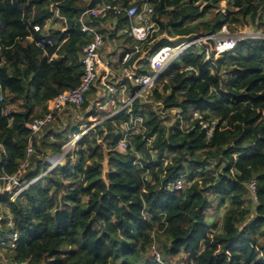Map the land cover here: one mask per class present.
Returning a JSON list of instances; mask_svg holds the SVG:
<instances>
[{"label":"trees","instance_id":"16d2710c","mask_svg":"<svg viewBox=\"0 0 264 264\" xmlns=\"http://www.w3.org/2000/svg\"><path fill=\"white\" fill-rule=\"evenodd\" d=\"M145 1L156 10L155 36L207 35L223 26L234 32L264 22V0H229L226 13L213 12L224 0L137 3ZM130 2L0 0V174L17 173L30 144L34 152L20 175L31 182L43 174L14 200L0 194L6 207L0 211V247H10L5 264H162L147 256L156 240L165 263L182 254V264H264V39L239 41L215 65L205 60L200 45L185 50L181 61L193 69L170 65L152 102L138 98L130 110L104 116L78 140L75 161L68 155L48 170L47 158L62 154L80 128L62 124L59 110L36 135L26 125L81 82V51L91 40L81 29V14L88 7L126 8ZM56 14L65 20L63 29L46 31ZM89 21L106 42L118 39L124 50L134 49L125 12L110 10L106 18ZM45 35L52 44L42 48L38 43ZM161 40L168 39L157 40L153 52ZM140 63V70L149 69ZM97 83L82 111L91 106L90 94H100ZM91 109L95 113V104ZM195 111L205 121H217L211 137L193 120ZM137 117L142 122H134ZM132 122L128 148L120 151L125 124ZM178 179L184 180L182 189L166 187ZM252 180L254 209L246 201ZM208 192L219 198L218 208L225 207L219 223L207 221ZM67 246L71 249L62 253Z\"/></svg>","mask_w":264,"mask_h":264},{"label":"built area","instance_id":"2783aa9c","mask_svg":"<svg viewBox=\"0 0 264 264\" xmlns=\"http://www.w3.org/2000/svg\"><path fill=\"white\" fill-rule=\"evenodd\" d=\"M227 1L224 0L222 3L215 5L216 11H221L222 13H226L230 8L227 6ZM110 10H115L117 13L125 12L131 21V27L129 30V36L132 37L136 44L133 50L125 51L122 55V66L124 69L120 74V80H116L117 82L113 86H109L104 84L107 87V92L109 91L112 95L118 89L126 88V81L130 82L132 86L136 87V90L132 95H130L127 99L123 101L122 106L119 109H116L112 112L110 117L118 112L129 109L133 105L134 101L138 98H143L144 94L146 96L151 97L152 91L157 86L158 79L161 74H163L170 65H175L177 67L182 68L183 70H191L193 67H185L184 63L181 61V54L195 46L200 45L205 49V60L213 63L215 65V60L218 57L227 51L233 50L236 44L244 39H252V40H261L264 39V32L259 31L254 32V34L250 35L247 33H240L238 35L231 36L230 30H228L227 26H223L218 32L209 33L207 35H202L200 33H194L191 35L185 36H170L166 33V38L175 43V46L170 44L162 45L154 52H145L143 51L144 44L150 43L152 40H155V37L162 35H156L160 31V27L158 22L155 20L156 10L153 4L145 1L142 4H138L137 0H131L128 7L123 8L121 6L113 7L109 4H105L97 7H88L80 16V23L82 31L88 33L91 36V40L89 43L83 46L81 51V61L84 67V74L81 78L80 84L68 91H64L57 95L52 101H50L48 105L49 112L42 118H35L31 122L27 123V128L31 131V136L38 134L41 132L45 126L53 120V112L58 110L66 105H72L76 108H80L85 101L87 93L91 89L92 86H95L97 82H100L102 79V70L107 69L109 67V62L105 61L104 57L100 54V49L104 44L103 35L97 30V27L91 23H89L91 17H100L106 18L109 14ZM35 31H41V27L39 25L34 26ZM151 39V40H150ZM0 40H1V22H0ZM150 40V42H149ZM39 46L45 48L47 44H52V40L47 38L46 35L39 41ZM142 52L141 55L131 64L130 62L133 60V57L136 53ZM140 61L146 62L149 66L147 70H140L142 68V64ZM119 78V77H118ZM117 79V78H116ZM119 86V87H118ZM112 96L111 98H113ZM2 99V98H1ZM114 99V98H113ZM112 99V102L114 103ZM116 108V107H115ZM99 110L104 109V105H101ZM92 112V110H91ZM96 112V110H95ZM198 119L199 124L206 129L207 136L211 137L216 125V120L205 121L202 119L201 114L198 111L194 112L193 120ZM99 122L98 120H94ZM142 122L140 117L135 118L134 122ZM132 122L131 125L125 124L126 133L120 139L118 143V149L120 151H126L129 143V135L130 131L135 127V123ZM96 128L95 125L91 123H87L82 125L80 131L78 133H73L70 135V140L68 142H74L75 147L71 152L67 150L66 145L68 142L64 143L63 153L58 155H50L47 158V163H50V169L56 167L59 164H63L61 158H66V156L70 155L74 157L78 140L90 130H94ZM3 148L2 143L0 142V149ZM66 149V150H65ZM34 152L33 147L29 146L27 150V159L22 163L21 169L14 174L6 175L0 174V192L3 194H10L11 199H15L25 188H27L31 183L35 182L28 181L26 178H23L20 175V171L25 169L29 164V156ZM75 157H77L75 155ZM75 161L76 158H73ZM66 160V159H65ZM48 169V170H50ZM42 177V176H40ZM39 178V177H38ZM39 180V179H37ZM166 187L171 190H179L184 187V180L178 179L175 181H168ZM255 181L252 180L249 183V188H251L255 192ZM256 197V195H255ZM17 239V233L13 234L10 245L13 247L15 245V241ZM154 248V246H152ZM157 256V262L163 264L160 253L158 251L155 252Z\"/></svg>","mask_w":264,"mask_h":264},{"label":"rangeland","instance_id":"374dc122","mask_svg":"<svg viewBox=\"0 0 264 264\" xmlns=\"http://www.w3.org/2000/svg\"><path fill=\"white\" fill-rule=\"evenodd\" d=\"M221 4H225V2L224 3H221ZM213 12H216V8H214L213 9ZM64 19H63V17L62 16H59V15H55L53 18H52V20H50L49 21V27H51L52 29H62L63 28V26H64ZM259 24V21L257 20L256 21V23L255 24H253V25H250V26H240V27H237V29H236V31H234V32H232V31H230V35L231 36H234V35H238V34H240L241 32L242 33H247V34H250V35H252V34H254V32H258V30L259 31H263L264 32V25H262V24H264V22L263 23H261V25L259 26V27H257V25ZM110 28V27H109ZM110 29H112V28H110ZM163 37H166V33H164V34H162V35H159V36H157V38L155 37V40L153 41H151L150 43H147L146 44V49H144V51L145 52H153L152 50H153V45H154V43L157 41V40H160L161 38H163ZM117 41H119L118 39H115L114 41H112L113 43H115V42H117ZM166 43H169L170 45H172V46H175V43H173V42H169L168 40H161V41H159L158 43H157V47L158 46H161V45H163V44H166ZM105 45H107V42L104 40V44L102 45V47H101V49H100V54L102 55V57H104V58H110V60L113 62V63H111V64H113V66L116 68V70L119 68V66H118V58H119V56H120V53H118V54H116V55H114V53H107L108 51H109V49L108 48H106L105 47ZM115 48L117 49V47L115 46ZM105 55V56H104ZM220 57V56H219ZM218 57V58H219ZM116 66H118V67H116ZM122 68H123V66H122ZM115 79V78H114ZM98 84V83H97ZM96 84V85H97ZM100 84V83H99ZM105 95V94H104ZM99 97V94L98 95H94V94H90L89 95V99H90V102L91 103H93V102H96L98 99H100V98H98ZM98 98V99H97ZM106 98V97H105ZM143 98H144V100H146L147 102H152L153 100H151L150 99V97L149 96H146L145 94H144V96H143ZM97 99V100H96ZM105 100V99H104ZM118 100H119V98H118ZM117 100V101H118ZM121 100V99H120ZM151 100V101H150ZM93 101V102H92ZM117 101L115 100V103H110L109 105H108V103L107 104H105L104 106V109H98L97 107H96V111H97V113L95 114H92L91 113V110H93V109H87V110H85V111H82V106L80 107V108H76L77 110H76V112L78 113H76L75 114V116L74 117H72V119L71 120H68L67 122H75V124H77V126L79 125L80 127L79 128H81L82 126V124L81 123H85L86 122V120H88L89 121V123H91V124H93V125H95V126H99V124L101 123V121L103 120L102 118L104 117V116H107V115H111V112H113L114 110H116V109H119L120 108V106H121V104L120 103H117ZM100 102L101 103H104L103 102V99H101L100 100ZM119 104V105H118ZM155 106V109H158V103H155V104H153V107ZM98 107H100V106H98ZM116 107V108H115ZM87 114V115H86ZM115 115V114H114ZM113 115V116H114ZM170 117V116H169ZM75 119V120H74ZM98 120L99 122H97V121H94V120ZM74 124V123H73ZM182 125H184V126H187V122H185V121H183L182 123H181ZM137 126H139V124H137ZM70 137V136H69ZM70 140V138H68L66 141H65V143L66 142H68ZM77 145V144H76ZM74 147H75V144H74V142H68L67 143V145H66V148H67V150H70L71 152L74 150ZM66 150V149H65ZM72 158V161L74 160L73 158H76L75 157V155H74V157H71ZM62 159V161H63V164H64V162L66 161L64 158H61ZM107 164V163H106ZM107 168V167H106ZM105 167H104V169H106ZM104 172H105V170H104ZM213 174H215V173H213ZM43 175V174H42ZM42 175H40V176H42ZM40 176H39V178H40ZM38 177H36L34 180L35 181H37V179H39ZM1 186V185H0ZM0 194H3L2 192H0ZM208 198H209V202H211V207L208 209V211H207V214H206V217H207V221H208V223L209 224H213V223H216V222H221V220H222V216H223V214H224V211H225V207H221V208H218V202H219V198L216 196V195H214V194H211L210 192H208ZM246 201H247V204L251 207V208H255V205H256V199H255V192L251 189V191L249 192V194L246 196ZM6 210V207H5V205L4 204H2V203H0V211L1 212H3V211H5ZM0 220H1V217H0ZM79 243H81L80 241H79ZM159 245H160V243L158 242V240H156L155 241V244L153 245L154 246V248H152L151 247V249H150V251L147 253V256L149 257V258H153L155 261H157V256H156V254H155V252L156 251H158L159 253H160V258H161V260H162V262H163V259H162V257H161V252H160V247H159ZM11 246V245H10ZM12 247V246H11ZM7 248V249H6ZM6 248H2V247H0V264H5L6 263V259H7V252L6 251H9L8 249H10V247H7L6 246ZM71 248L70 247H64V249L62 250V253H65V252H67V251H69ZM168 260H169V263H165V262H163V264H182V254H180V255H178L177 257H168L167 258Z\"/></svg>","mask_w":264,"mask_h":264},{"label":"crops","instance_id":"0c3cea01","mask_svg":"<svg viewBox=\"0 0 264 264\" xmlns=\"http://www.w3.org/2000/svg\"><path fill=\"white\" fill-rule=\"evenodd\" d=\"M49 25V24H48ZM46 26V31H48L51 27H49V26ZM63 29V28H62ZM111 30V29H110ZM115 46L117 47V49L115 48ZM105 47L106 48H108L109 49V51L107 52L108 54L110 53H114V55H116V54H118V53H120V56H119V58H118V66H119V68L116 70V68L113 66V64H111V63H113L111 60H110V58H104L105 59V61H107V62H109V67L107 68V69H103L102 71V79H101V81H100V85L102 86V87H100V86H98L97 88H100V94H99V97L98 98H100V99H96L97 101L96 102H93V103H91V106L89 107V109H91L92 108V105L93 104H95V110H96V107L97 108H99L98 106H101V105H105V104H107L108 103V105L110 104V103H113L112 102V99H113V101H114V103H115V100L117 101L118 100V98H119V100L117 101V103H120L121 104V106H122V104H123V101L125 100V99H127L130 95H132L133 93H134V91L136 90V87L135 86H132V84L130 83V82H128V81H126L125 83H126V88L123 90V89H118V90H116V92L112 95L109 91L107 92L106 90H107V87H105L104 86V84H106V85H109V86H113L117 81L116 80H120V74H121V72H122V70L124 69V66H123V68H122V62H121V59H122V55H123V53L126 51V50H124L122 47H121V44H120V41H117V42H115V43H113L112 41H107V45H105ZM105 56V55H104ZM118 66H116V67H118ZM119 77V78H118ZM115 78V79H114ZM117 78V79H116ZM119 87V86H118ZM105 94V95H104ZM112 96H114L113 98H111ZM106 97V98H105ZM101 98H103V102L104 103H101L100 102V100H101ZM105 99V100H104ZM121 99V100H120ZM119 105V104H118ZM120 106V107H121ZM105 107V106H104ZM59 111H58V113H59V116H60V119H61V122H62V124H64V125H67V124H69V122H67L68 120H71L72 119V117H74L75 116V114L77 113L76 112V107H74V106H72V105H66V106H64V107H62V108H60V109H58ZM97 113V111L95 112V114ZM78 114V113H77ZM92 114H94V113H92ZM111 114H112V112H111ZM107 117H110L109 115H107L106 116V118ZM75 120V119H74ZM87 122H89L88 120H86V122L85 123H81L82 125H85V124H87ZM74 123V125H76L77 126V124H75V122H73ZM81 125V126H82ZM78 127H80L79 125H78ZM56 128V127H55ZM66 162V161H65ZM64 162V163H65ZM107 160L104 162V167L106 168L107 167ZM105 170V172L108 170L107 168L106 169H104Z\"/></svg>","mask_w":264,"mask_h":264},{"label":"bare ground","instance_id":"6f19581e","mask_svg":"<svg viewBox=\"0 0 264 264\" xmlns=\"http://www.w3.org/2000/svg\"><path fill=\"white\" fill-rule=\"evenodd\" d=\"M245 33H246V32H245ZM48 164H49V167L52 166V165H50V163H48Z\"/></svg>","mask_w":264,"mask_h":264},{"label":"clouds","instance_id":"9594fccd","mask_svg":"<svg viewBox=\"0 0 264 264\" xmlns=\"http://www.w3.org/2000/svg\"><path fill=\"white\" fill-rule=\"evenodd\" d=\"M49 169H50V167H49Z\"/></svg>","mask_w":264,"mask_h":264}]
</instances>
